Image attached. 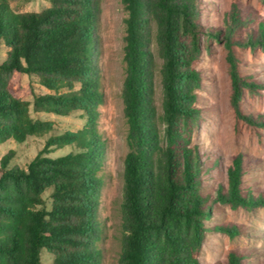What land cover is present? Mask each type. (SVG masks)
<instances>
[{"label": "trees", "instance_id": "obj_1", "mask_svg": "<svg viewBox=\"0 0 264 264\" xmlns=\"http://www.w3.org/2000/svg\"><path fill=\"white\" fill-rule=\"evenodd\" d=\"M49 2L41 12L18 13L9 0H0V145L48 136L26 168L8 169L13 150L0 161V264H42L44 250L54 256L52 264H101L99 173L106 145L98 127L103 91L94 58L100 0ZM122 3L127 12L122 93L129 151L122 172L119 264H201L198 254L212 203L253 209L264 206V196L244 194L240 156L229 168L227 190L221 186L216 198L204 191L206 165L191 145L199 115L196 90L201 86L194 64L203 35L207 41H222L231 104L248 122L264 126V117L241 115L244 91L257 92L263 86L241 76L234 51L239 45L264 52V18L251 27L257 19L251 13L244 16L235 3L225 27L205 31L199 22L200 0ZM151 22L162 60L157 69L163 90L161 114L153 98L156 61L150 49ZM23 75L37 77L54 94L30 90L32 101L23 99L16 86ZM30 107L36 113L60 116L82 112L87 123L80 132L53 134L52 122L33 118ZM63 146H73L77 152L44 156L48 149ZM214 229L231 238L240 233L234 225ZM228 264H243V255L230 252Z\"/></svg>", "mask_w": 264, "mask_h": 264}, {"label": "rangeland", "instance_id": "obj_2", "mask_svg": "<svg viewBox=\"0 0 264 264\" xmlns=\"http://www.w3.org/2000/svg\"><path fill=\"white\" fill-rule=\"evenodd\" d=\"M10 7L18 13L41 12L50 7L49 0H9ZM243 15L251 13L257 20L251 27H257L264 18V0H200L199 22L206 31L225 27V18L234 4ZM127 12L122 0H100V11L96 27L98 53L94 55L101 73L103 103L100 105L99 130L106 145L105 159L100 171L103 179L99 206V219L103 232L98 247L101 250V264H119L120 205L122 202L124 160L129 151L126 137L128 126L124 117L123 82L125 78V19ZM150 39L156 75L154 79V104L162 113L163 90L159 70L162 60L155 43V24L150 23ZM203 35L200 54L194 67L199 71L201 86L196 90L199 109L196 127L191 134V145L201 155L206 165L202 174L204 191L218 196L221 186L228 188L229 168L234 158L243 160L242 190L246 196H264V126L239 116L231 104V78L227 51L222 41L206 40ZM241 76L263 86L257 92L244 91L240 102L241 115L254 120L264 117V52L257 48L234 46ZM19 95L32 101L30 90L38 94H54L39 83L35 76L23 75L16 81ZM78 89V86L75 87ZM66 89L65 91H67ZM62 92V91H61ZM33 118L50 120L53 134L80 132L87 120L82 112L67 116L52 113H36L30 107ZM162 127V126H161ZM48 136L29 137L26 141L10 140L0 145V161L10 150L15 156L8 169L26 168L36 155L43 150ZM77 152L73 146L52 147L44 156L57 158ZM208 169L207 166H210ZM50 192L44 195L46 207H51ZM219 225H234L240 233L231 238L228 233L214 228ZM207 232L198 258L201 264H228L230 252L243 255V264H264V206L245 209L232 208L219 201L212 203L211 217L206 222ZM54 256L44 250L42 264H52Z\"/></svg>", "mask_w": 264, "mask_h": 264}]
</instances>
